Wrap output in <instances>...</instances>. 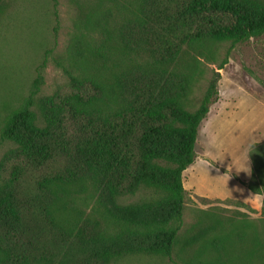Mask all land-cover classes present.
I'll use <instances>...</instances> for the list:
<instances>
[{
    "label": "trees",
    "instance_id": "trees-1",
    "mask_svg": "<svg viewBox=\"0 0 264 264\" xmlns=\"http://www.w3.org/2000/svg\"><path fill=\"white\" fill-rule=\"evenodd\" d=\"M117 8L116 17L112 10L102 16L110 18L122 47L144 60L110 81L68 71L66 91L38 98L45 57L30 95L7 115L0 145H16L0 184V264H108L133 254L172 259L184 220L183 172L195 161L200 125L219 99L220 80L218 71L199 106L189 110L199 59L189 69L174 65L187 49L214 58L224 41L263 35L264 4L121 0ZM244 184L264 194V187ZM141 190L152 195L122 201ZM89 198L98 218L84 222L72 212ZM226 237L216 246L222 256Z\"/></svg>",
    "mask_w": 264,
    "mask_h": 264
},
{
    "label": "rangeland",
    "instance_id": "rangeland-1",
    "mask_svg": "<svg viewBox=\"0 0 264 264\" xmlns=\"http://www.w3.org/2000/svg\"><path fill=\"white\" fill-rule=\"evenodd\" d=\"M120 1L58 0L55 7L54 0H1L0 132L9 112L30 95L45 57L38 98L66 91L68 71L81 79L110 81L131 62L144 60V54L122 47L110 18L102 16L112 10L116 17ZM251 1L264 4V0ZM195 57L199 59L194 68L197 83L187 101L189 110L199 106L218 71L219 99L200 125L194 163L198 170L192 178L191 165L183 172L184 220L172 259L133 254L108 264H264V194L244 184L252 181L264 187L256 167L257 163L264 171V34L235 44L224 41L214 58L187 49L174 67L189 69ZM225 59L227 63L219 69ZM34 110L40 115L37 106ZM15 145L12 141L0 145V184L6 179V155ZM151 195L150 190H141L122 201L137 202ZM72 215L84 222L95 221L94 198L78 200ZM224 235L228 237L222 256L216 246L220 241L224 245Z\"/></svg>",
    "mask_w": 264,
    "mask_h": 264
},
{
    "label": "crops",
    "instance_id": "crops-1",
    "mask_svg": "<svg viewBox=\"0 0 264 264\" xmlns=\"http://www.w3.org/2000/svg\"><path fill=\"white\" fill-rule=\"evenodd\" d=\"M224 118V117H223ZM214 126V125H213ZM194 163H195V161H194ZM192 164L190 167V176H191V178H192V176L197 172V170H198V167L196 166V164ZM192 183V182H191Z\"/></svg>",
    "mask_w": 264,
    "mask_h": 264
}]
</instances>
